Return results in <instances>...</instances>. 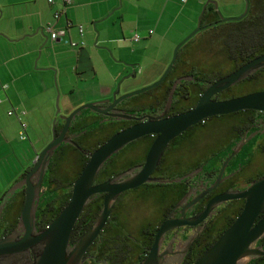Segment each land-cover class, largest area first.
<instances>
[{
    "label": "flooded vegetation",
    "instance_id": "af4514ba",
    "mask_svg": "<svg viewBox=\"0 0 264 264\" xmlns=\"http://www.w3.org/2000/svg\"><path fill=\"white\" fill-rule=\"evenodd\" d=\"M232 31L226 34L223 45L218 49L224 51L226 60L231 65L230 69L223 73H216L212 80H203L199 77L200 70L195 68L172 79L169 78V72L165 80L157 86L160 87L158 95H155L150 101L125 99L117 103L113 110H108L110 101L103 102L107 99L98 100L95 111H82L63 132L64 142L60 143L49 159L40 186L43 193L50 163L52 164L50 173L53 176L57 175L58 164L68 157L75 159L79 171L82 162L88 159L89 154L110 136L140 123L141 121L136 120L137 118L160 115L167 93L177 79L183 78L176 84L171 105L163 118L193 108L199 96L212 82L264 54V51L260 52L261 48L264 49V44L260 42H257L255 46L229 44L227 40ZM262 78L264 79V67L233 86L214 94L211 99L223 101L257 92H246L245 88L256 86ZM118 96L121 94L116 95V97ZM153 105L156 106L153 111H145L146 106ZM237 113L224 115H236V118L225 127L209 128L208 121L213 118L211 117L187 128L180 135L168 141L150 178L172 182L148 183L159 185L158 190H151L149 187L142 189L147 195H155L156 200L153 207L145 209L146 214L140 218H138L141 214L140 210L137 207L129 208L124 201H120L119 195L101 231L83 253L81 264H141L148 255L158 227L165 220L172 222V228L168 229L161 237L154 264H193L228 227L243 205L242 200L225 201L215 207L209 215L204 216L202 213L208 202L224 193L242 191L251 181L264 176V163L262 167L253 163L256 156L264 154V112ZM128 117L135 119H121ZM63 125V120L56 119L55 136L60 133ZM250 134L255 135L227 162L219 175L222 163L231 153L234 145L242 136L247 137ZM200 135L206 138H199ZM154 140L155 135H146L124 146L104 162L94 185L108 181L129 170H132L133 173L138 171ZM217 163L218 165H215ZM127 176L124 175L123 178ZM217 180V184L212 187ZM21 191L23 194V188ZM97 197H100L102 205L103 194H98L93 198ZM92 200L86 207L93 205ZM138 200L139 198L133 197L132 201L135 203ZM22 201L23 196L14 192L8 198L1 213L0 240L13 236L11 243L14 247L10 251L0 254V264H36L37 259L43 254L45 248L43 241L33 240L24 248L23 244H18L23 238L22 228L18 224ZM134 214L138 216V219ZM258 217L256 221L262 218ZM45 227L42 228L39 221H35L37 233H41ZM72 230L69 245H73L88 229L79 235L72 234ZM30 236L32 239L35 238L33 234ZM256 246L264 248V236L257 241ZM109 247H113V254L117 255L116 258L108 254ZM94 248L97 249L96 252H93ZM64 257L67 259L68 253H65ZM95 257L98 258L95 259Z\"/></svg>",
    "mask_w": 264,
    "mask_h": 264
},
{
    "label": "water",
    "instance_id": "95a60500",
    "mask_svg": "<svg viewBox=\"0 0 264 264\" xmlns=\"http://www.w3.org/2000/svg\"><path fill=\"white\" fill-rule=\"evenodd\" d=\"M208 4L213 5L215 8V3L212 1L208 0L205 2L197 18L195 29L175 46L172 51L171 59L159 79L150 86L116 97V95L119 94V86L123 79L134 76V71H132L131 74L120 79L116 83L114 88L115 91L111 93L110 100L107 99L103 101H110L107 108L108 110H113L117 103L125 99L156 88L165 80L175 63L179 48L196 32L203 28L201 25V18ZM244 4L243 13L239 17L219 18L218 22H238L242 20L248 13V0H244ZM262 67H264V54L250 60L232 73L212 82L199 96L193 108L183 113L163 118L171 105L176 84L183 78L177 79L171 85L167 93L165 104L160 115L157 117L145 116L137 118L136 120L141 121L140 123L113 134L89 154L85 165L71 184L70 197L67 204L41 233H37L35 230V212L40 194L43 193V189H41L40 186L45 171L47 170L49 159L60 143L64 142L62 134L66 131L70 122L74 120L75 117L79 116L82 111H95L98 103L91 102L84 104L72 110L67 116H58L57 96L55 100L56 111L52 120L50 141L36 155L31 167L24 177L14 183L0 200L1 216L8 198L17 190V193L20 194L19 190L23 188V201L18 216V224L22 228L23 238L18 244H23L24 248L28 246L29 243L33 242V240L43 241L45 243L43 254L37 259L36 264H81L83 253L101 231L119 195L138 188L143 184H164L172 182L169 180L150 178L168 141L180 135L187 128L207 118L229 115L241 111L264 112V91H258L223 101H214L211 99L214 94L233 86ZM56 119L64 121V125L57 136L54 135ZM121 119L130 120L135 118L128 117ZM146 135H155V140L150 145L143 165L138 171L133 173L132 170H129L112 177L108 181L94 185V181L106 160L131 141ZM254 135L255 134H250L247 137L244 135L239 139L232 148L231 153L223 161L219 175L227 162L237 154L241 147ZM77 172L78 167L75 159L68 157L58 164L57 178L63 183H67L76 176ZM124 175L128 176L123 178ZM217 182L218 180L212 187H214ZM62 193H64L63 189L56 192L59 198H61ZM98 194H103L102 205L99 212L88 230L73 245H69L70 233L76 220L86 205ZM235 199L243 201L241 211L219 235L215 242L209 246L193 264H248L251 260L264 257V248H262V246H256L257 241L264 236V216L256 221L257 217L264 209V176L251 181L242 191L228 192L213 198L208 202L202 215L207 216L218 205L225 201ZM59 201L56 200V202L53 203L54 207L58 206ZM171 228L172 222L165 220L161 223L156 231L148 255L141 264H154L161 237ZM31 234L35 235L34 239L30 236ZM12 237L13 236H10L5 240H0V254L10 251L11 248L14 247L11 243ZM65 253H68L67 259L64 257Z\"/></svg>",
    "mask_w": 264,
    "mask_h": 264
},
{
    "label": "crops",
    "instance_id": "0c3cea01",
    "mask_svg": "<svg viewBox=\"0 0 264 264\" xmlns=\"http://www.w3.org/2000/svg\"><path fill=\"white\" fill-rule=\"evenodd\" d=\"M63 1L61 0L60 3L48 2V0H3V3L0 1V200L5 192L20 180L22 174L31 167V161H28L24 169L10 168L12 174L7 175L9 162L7 148L11 145L15 150L18 142H14L13 137H15L16 131L17 136L19 135L20 124L24 117L26 118L24 131L27 133V130H33L30 115L33 112L37 95L46 96L47 104L50 106L52 86L47 78L50 77L52 68L56 70L59 78L62 63L69 64L79 81H82V76L87 72L81 64L82 59H80L84 52L78 50L74 56L64 55L60 56L59 60L53 61L50 58V51L46 47L41 48L43 40L49 41V38L52 44L63 40L64 43L69 42L71 47L79 49V46L84 44V40L91 44L89 34L84 36L83 29L81 27L76 29L74 26L77 22L87 25L80 18L101 23L110 16L116 18V13H119L120 22L115 21L111 25L112 36L108 37L106 34L104 37L102 34L99 46L103 47L96 48L100 50L97 56L99 67L101 66L102 70L98 72L96 64L93 63L92 80H96V83L86 89L90 92V98L83 99L78 96L75 98V102L69 101L71 110L86 102L110 99L112 90L125 71L121 61H125L126 56L122 55V51L128 47L132 39V35L129 33L132 32L133 35L138 34L141 37L144 33L149 34L151 28L154 29L153 34L162 33L159 24L163 18H168V5L176 6L181 3L180 0H70L68 4H64ZM118 1L121 4L119 8ZM189 1L190 8L192 7L193 10H196L204 2V0H186L182 4L187 5ZM156 3L161 5L154 9ZM208 5L203 16L208 22H211L214 12L206 11ZM54 12H58L57 18L54 17ZM152 13L158 14V21L153 27V23H150ZM125 18L128 19L127 24L131 26L125 25ZM48 24H52L53 30L54 27L58 28L54 30L59 33L57 39L50 38V34L46 31ZM169 26L170 23L167 28ZM73 31L77 37L76 41L72 40L73 37L71 38ZM58 46L54 45L56 49H59ZM92 49L94 50V48ZM69 53L71 54L73 51H69ZM40 60L41 63H39ZM81 91L78 87L71 89L73 94L83 93ZM9 107L14 110L15 117L12 116L13 114L9 115L11 109ZM20 141L25 143L24 140ZM27 149L30 150V147L28 146ZM18 150L20 149L18 148ZM22 150L24 149L22 148ZM36 154L32 159L36 157Z\"/></svg>",
    "mask_w": 264,
    "mask_h": 264
},
{
    "label": "rangeland",
    "instance_id": "374dc122",
    "mask_svg": "<svg viewBox=\"0 0 264 264\" xmlns=\"http://www.w3.org/2000/svg\"><path fill=\"white\" fill-rule=\"evenodd\" d=\"M0 1L3 3V0ZM52 1L60 3L61 0ZM206 1L208 0H204V2L198 6L196 10H193L192 7L190 8V1L187 5L182 3H178L176 6L168 5V18H163L159 24L162 28V33L158 32L153 34L154 29L151 28L149 30V34L144 33L141 37L140 35L135 34L138 38H140L139 41L134 42L131 40L128 47L122 51V55H124V57L126 56V58L125 61H121L125 71L120 79L125 78L131 74L132 71H134V76L125 78L120 83L119 93L121 95L150 86L159 79L171 59L172 51L175 46L195 29L197 18ZM210 1L215 3V8L213 5L209 4L206 11L212 10L214 12V17L212 18L213 20L208 22L206 17L204 18V16H202L201 23L203 28L196 32L179 48L175 63L170 71L169 78L172 79L175 76L182 75V73L190 70L191 68H195L201 72L199 77L205 81H208L212 80L216 73H223L230 69L231 65L229 62H227L224 51L222 49L219 51L218 49L223 45V42L226 39V34L237 27L235 26L237 22L222 23L218 22V20L219 18L226 19L239 17L244 10V0ZM160 5V3H156L154 9H157ZM120 6L121 4L118 1V8ZM55 13L58 12H54V14ZM157 15L158 14L152 13L150 16V23H153L152 27L158 21ZM80 20H82V22L85 21L87 25H82L81 23L77 22V24H74V26L76 29L81 27L83 29L84 36L89 34L91 44L90 42L87 43L84 40V44H82V46L80 45L81 47L79 46V49H76L71 47L72 45L70 46L69 42L64 43L63 40L57 44H52V41H50L48 38L49 41L43 40L41 48L46 47L50 51V58L53 61L59 60L60 56L63 57L64 55L74 56V53H76L78 50H80V52H84L80 59H82L81 64L87 70V72L84 76H82V81H79L73 71V68L69 64L62 63V66H60L62 71L59 78L56 74V70L52 68V73L50 77L47 78L52 86V91H50L51 104L48 106L46 96L37 95L34 102L33 112H31L30 115L32 119L33 130H27V133L26 131L22 132L24 136L23 139H20L19 135L17 136V131L15 132V137H13V140L14 142H18L17 146L15 147V150L12 149L11 145L7 148V159L9 162L6 174L9 176L12 174V169L10 168L16 167L24 169L27 166L28 161H31L30 165H32V162L34 161V159H32L33 155L36 153L38 154L41 149L49 142L52 133V120L56 111L55 100L57 96L58 116H65L69 114L70 111L78 108L79 106L90 103L86 102L80 104L71 110L69 108L71 107V105L69 106V101L71 103L75 102V98L78 96H81L83 99L85 97L87 99L90 98V92L86 89H88V87L90 88V85L96 83V80H92L94 66L93 63L96 64L98 72L102 70L101 66L99 67L100 64L98 62L97 56L100 50H97L96 48L103 47L99 46L103 35L104 37H106V34L108 37L112 36V32L110 30L112 27L111 25L115 21L120 22V18L119 13H116V18L115 16H110V18L104 20L101 23L90 22V20H83L82 18H80ZM127 21L128 19L125 18V25H127V27L131 26L127 24ZM169 23L170 26L167 28ZM55 29L57 30L58 28L54 27V30ZM129 35H132L131 37L134 36L132 32L129 33ZM71 38L73 41L77 40L74 31L71 34ZM71 43L75 44L74 42ZM54 45H59V49H56ZM90 46L94 48V50ZM69 51H73V53L70 54ZM109 56L112 57L111 54H109ZM113 60L116 61L114 58ZM39 63H41V60ZM76 87H78L80 91L82 90L81 92L83 93L76 92L73 94L71 89ZM159 88L160 87L150 89L142 94L128 98L127 100L137 99L150 101L155 95H158ZM245 90H247L246 92L264 91V79L262 78V80H260L256 86H247ZM114 91L115 89L112 90V92ZM85 94H87V96H85ZM155 107V105L151 107L146 106L145 111L151 112ZM9 112L13 114V117L16 116L12 108L9 110ZM235 118L236 115L216 116L208 121V127H225V125L231 123ZM21 124L26 125L25 117L23 118V121H21ZM199 138L203 139L206 137L200 135ZM20 140H24L25 143L21 142ZM9 141L11 140L9 139ZM28 146L30 147V150L27 149ZM18 148L20 150H18ZM22 148L24 150H22ZM253 163H256L259 167H262L264 163V154L256 156ZM215 165H218V163ZM148 187L151 190H158L160 186L156 184H145L134 190L124 192L119 197L120 201H124L129 208L131 207L134 209V207H137L140 210L141 214L138 217L135 215V213V218H140L142 215L144 216L146 214L145 209L148 210L149 207H153L154 205L156 200L155 195H147V193L142 191V189H146ZM133 197H137L139 200L134 203V201H132Z\"/></svg>",
    "mask_w": 264,
    "mask_h": 264
},
{
    "label": "trees",
    "instance_id": "16d2710c",
    "mask_svg": "<svg viewBox=\"0 0 264 264\" xmlns=\"http://www.w3.org/2000/svg\"><path fill=\"white\" fill-rule=\"evenodd\" d=\"M249 6L250 7L248 9L247 15L242 20L236 23L235 26L237 27L229 35V38L227 40L229 44H239V45L240 44H248V45L251 44L254 46L257 45V42L264 44V0H249ZM238 26H242V27H238ZM263 51L264 49L261 48L260 52H263ZM168 88L166 89V92L168 91ZM165 96H166V93L164 95V99H165ZM250 112L251 111H245V112H240V113L248 114ZM86 161L87 159H85L82 162L80 170L85 165ZM51 165L52 164L50 163L48 173L46 174V177H45L46 185L44 188V193L40 196L39 204H38V207L35 213V221L36 220L39 221V223L42 225V228L48 225L54 219V217L62 210V208L67 204L69 197H70L71 184L76 179V177L78 176L80 172L79 170L76 173V176L72 180L68 181L67 183L66 182L63 183L57 178V175L53 176L50 173ZM28 170L29 169H27L22 174L21 177H24V175L26 174ZM61 189L64 190V193H62L61 198H59L56 192ZM19 193L23 196L21 190ZM56 200L57 201L60 200V201H59L58 206L54 207L53 203H55ZM92 204L93 205H88L83 210V212L80 214V216L78 217L77 221L74 224L72 234L79 235L80 233L87 230L91 226L101 206L100 197L93 198ZM263 215H264V209L261 211L258 218L263 217ZM233 220L234 219H232V221ZM96 251L97 249L94 248L93 252H96ZM108 251H109L108 254L110 256L113 255L115 258L117 257L116 254H113V251H114L113 247H109ZM97 258L98 257H95V259ZM93 260H94V255H93ZM248 264H264V257L251 260Z\"/></svg>",
    "mask_w": 264,
    "mask_h": 264
},
{
    "label": "built area",
    "instance_id": "2783aa9c",
    "mask_svg": "<svg viewBox=\"0 0 264 264\" xmlns=\"http://www.w3.org/2000/svg\"><path fill=\"white\" fill-rule=\"evenodd\" d=\"M48 2H52V0H48ZM180 2H181V3H185L186 0H180ZM63 3H64V4H68L69 1H68V0H64ZM58 15H59L58 13H55V14H54V17L57 18ZM46 31L50 34V38H51L52 40L57 39L59 33L53 30L52 25H49V24H48V25L46 26ZM80 31H81V30L79 29V32H80ZM131 40L134 41V42H137V41H138V37H137V35H134V36L132 37ZM9 114H11V112H9ZM20 126H21V131H20V133H19V136H20V139H23L24 136H23L22 132H24V127H25V126H24V124H20Z\"/></svg>",
    "mask_w": 264,
    "mask_h": 264
}]
</instances>
